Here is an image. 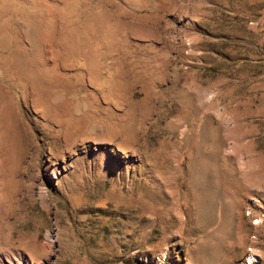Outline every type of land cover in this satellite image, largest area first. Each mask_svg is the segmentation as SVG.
I'll use <instances>...</instances> for the list:
<instances>
[{
  "label": "rangeland",
  "instance_id": "rangeland-1",
  "mask_svg": "<svg viewBox=\"0 0 264 264\" xmlns=\"http://www.w3.org/2000/svg\"><path fill=\"white\" fill-rule=\"evenodd\" d=\"M264 264V0H0V264Z\"/></svg>",
  "mask_w": 264,
  "mask_h": 264
},
{
  "label": "bare ground",
  "instance_id": "bare-ground-1",
  "mask_svg": "<svg viewBox=\"0 0 264 264\" xmlns=\"http://www.w3.org/2000/svg\"><path fill=\"white\" fill-rule=\"evenodd\" d=\"M9 264H12V263H9Z\"/></svg>",
  "mask_w": 264,
  "mask_h": 264
}]
</instances>
